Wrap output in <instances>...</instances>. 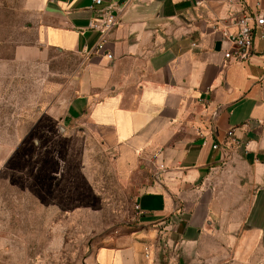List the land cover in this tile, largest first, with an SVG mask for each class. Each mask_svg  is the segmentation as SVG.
Instances as JSON below:
<instances>
[{
	"label": "crops",
	"instance_id": "obj_1",
	"mask_svg": "<svg viewBox=\"0 0 264 264\" xmlns=\"http://www.w3.org/2000/svg\"><path fill=\"white\" fill-rule=\"evenodd\" d=\"M108 6L118 21L102 38L89 22ZM26 9L12 60H76L60 121L95 135L117 178L137 188L138 228L100 248L96 264H241L264 235V38L257 29L248 58L234 61L223 34L255 0H26Z\"/></svg>",
	"mask_w": 264,
	"mask_h": 264
},
{
	"label": "rangeland",
	"instance_id": "obj_2",
	"mask_svg": "<svg viewBox=\"0 0 264 264\" xmlns=\"http://www.w3.org/2000/svg\"><path fill=\"white\" fill-rule=\"evenodd\" d=\"M28 19L26 0H0V264H96L138 228L137 188L95 135L60 121L76 60H12ZM241 264H264V235Z\"/></svg>",
	"mask_w": 264,
	"mask_h": 264
},
{
	"label": "built area",
	"instance_id": "obj_3",
	"mask_svg": "<svg viewBox=\"0 0 264 264\" xmlns=\"http://www.w3.org/2000/svg\"><path fill=\"white\" fill-rule=\"evenodd\" d=\"M93 6H99L103 3V0H91ZM261 0H255V6L257 10L242 15L236 23V30L233 33H224L223 36L230 44V48L223 51V57L227 60L245 61L252 48L254 38L256 36V30H261V37L264 38V10L259 9ZM117 16L112 11V7L98 11L96 17L89 22V28L96 31L102 38L117 24ZM104 39L97 45V49L103 47ZM107 58H111L110 54H106ZM227 136L232 137V130L227 131ZM213 145V148H216ZM157 154L154 155L156 158ZM162 168V165H159ZM137 209V206H135Z\"/></svg>",
	"mask_w": 264,
	"mask_h": 264
},
{
	"label": "water",
	"instance_id": "obj_4",
	"mask_svg": "<svg viewBox=\"0 0 264 264\" xmlns=\"http://www.w3.org/2000/svg\"><path fill=\"white\" fill-rule=\"evenodd\" d=\"M124 0H120V3H122Z\"/></svg>",
	"mask_w": 264,
	"mask_h": 264
}]
</instances>
